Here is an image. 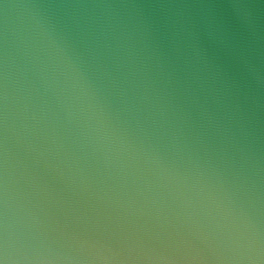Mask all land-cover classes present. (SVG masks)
I'll return each instance as SVG.
<instances>
[{"label": "water", "instance_id": "water-1", "mask_svg": "<svg viewBox=\"0 0 264 264\" xmlns=\"http://www.w3.org/2000/svg\"><path fill=\"white\" fill-rule=\"evenodd\" d=\"M0 264H264V0H0Z\"/></svg>", "mask_w": 264, "mask_h": 264}]
</instances>
